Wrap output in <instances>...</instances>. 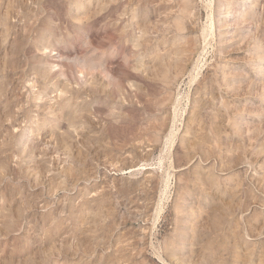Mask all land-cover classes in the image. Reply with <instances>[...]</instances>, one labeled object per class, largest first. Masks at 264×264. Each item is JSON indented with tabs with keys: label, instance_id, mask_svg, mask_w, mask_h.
Returning <instances> with one entry per match:
<instances>
[{
	"label": "rangeland",
	"instance_id": "1",
	"mask_svg": "<svg viewBox=\"0 0 264 264\" xmlns=\"http://www.w3.org/2000/svg\"><path fill=\"white\" fill-rule=\"evenodd\" d=\"M0 264H264V0H0Z\"/></svg>",
	"mask_w": 264,
	"mask_h": 264
}]
</instances>
